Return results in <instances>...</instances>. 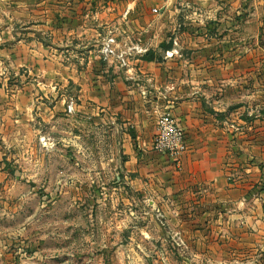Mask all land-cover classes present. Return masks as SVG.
I'll use <instances>...</instances> for the list:
<instances>
[{"label": "crops", "instance_id": "0c3cea01", "mask_svg": "<svg viewBox=\"0 0 264 264\" xmlns=\"http://www.w3.org/2000/svg\"><path fill=\"white\" fill-rule=\"evenodd\" d=\"M243 3L0 0V198L12 194L9 186L19 179L48 180L53 131L74 130L78 138V125L109 123L111 147L115 136L120 141L124 178L156 196V207L172 214L173 230L193 225L187 238L197 250L193 256L207 257L203 248L209 243H233L255 258L264 252V121L248 130L223 119L233 117L232 108L206 111L183 70L194 67L192 60L164 56L193 55L194 47L212 45L203 32L179 29L180 20L230 19ZM189 6L194 11L182 13ZM110 34L116 47L153 52L160 60L132 56L126 70L104 61L100 49ZM162 43L169 45L163 53ZM166 110L184 131L187 150L179 170L151 150L157 116Z\"/></svg>", "mask_w": 264, "mask_h": 264}, {"label": "rangeland", "instance_id": "374dc122", "mask_svg": "<svg viewBox=\"0 0 264 264\" xmlns=\"http://www.w3.org/2000/svg\"><path fill=\"white\" fill-rule=\"evenodd\" d=\"M259 1L244 0L230 19L180 20L179 29L203 32L212 45L205 51L194 47L193 55L164 53L168 59L192 60L194 67L183 70L206 111L232 108L233 117L223 119L248 130L264 121V0ZM221 41L229 45L220 46ZM139 54L145 55L117 47L104 61L126 70L130 64H120L121 59ZM108 124L78 125V138L74 130L53 131L48 180L19 179L9 186L12 194L0 198V264H264V252L255 258L233 243L214 248L209 243L203 248L207 257L193 256L197 250L187 239L193 225L173 230L172 214L156 207V196L135 190L124 178L120 141L115 136L111 147ZM235 236L234 231L227 241Z\"/></svg>", "mask_w": 264, "mask_h": 264}, {"label": "built area", "instance_id": "2783aa9c", "mask_svg": "<svg viewBox=\"0 0 264 264\" xmlns=\"http://www.w3.org/2000/svg\"><path fill=\"white\" fill-rule=\"evenodd\" d=\"M116 42L113 35L107 37L100 49L103 59L107 60L117 52ZM134 49L128 48L124 51L133 52ZM136 53L138 51L134 50ZM128 61L121 59L120 64H128ZM71 102L68 105L70 110ZM151 148L154 152L168 156L174 163L176 169H180V156L186 150L184 131L177 119L169 110L158 114L156 119V131L151 140Z\"/></svg>", "mask_w": 264, "mask_h": 264}, {"label": "trees", "instance_id": "16d2710c", "mask_svg": "<svg viewBox=\"0 0 264 264\" xmlns=\"http://www.w3.org/2000/svg\"><path fill=\"white\" fill-rule=\"evenodd\" d=\"M169 47V45H166L165 43H162L160 44L159 48H160V51H162V53L164 52L165 49H167ZM144 60H147V61H150V60H156V61H159L160 58L157 56L155 57L154 56V53L153 52H147L146 55H144L142 57ZM231 108H229L228 110H230ZM213 113L214 115H216L214 112H211Z\"/></svg>", "mask_w": 264, "mask_h": 264}]
</instances>
